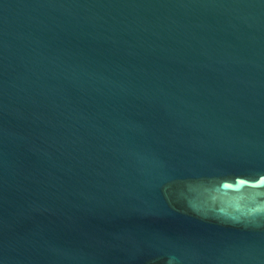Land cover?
<instances>
[{
  "label": "water",
  "instance_id": "obj_1",
  "mask_svg": "<svg viewBox=\"0 0 264 264\" xmlns=\"http://www.w3.org/2000/svg\"><path fill=\"white\" fill-rule=\"evenodd\" d=\"M261 175L264 0H0V264H264Z\"/></svg>",
  "mask_w": 264,
  "mask_h": 264
},
{
  "label": "snow or ice",
  "instance_id": "obj_2",
  "mask_svg": "<svg viewBox=\"0 0 264 264\" xmlns=\"http://www.w3.org/2000/svg\"><path fill=\"white\" fill-rule=\"evenodd\" d=\"M238 183H240V184H246V183H248V180L241 179V180L238 181ZM257 185H264V175L259 176V179L256 180V183L253 186H257Z\"/></svg>",
  "mask_w": 264,
  "mask_h": 264
}]
</instances>
